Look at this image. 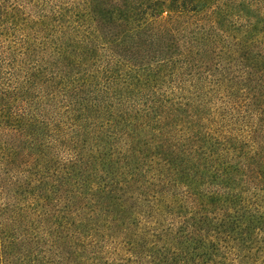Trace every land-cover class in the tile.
Masks as SVG:
<instances>
[{"label":"trees","instance_id":"16d2710c","mask_svg":"<svg viewBox=\"0 0 264 264\" xmlns=\"http://www.w3.org/2000/svg\"><path fill=\"white\" fill-rule=\"evenodd\" d=\"M0 264H264V0H0Z\"/></svg>","mask_w":264,"mask_h":264}]
</instances>
